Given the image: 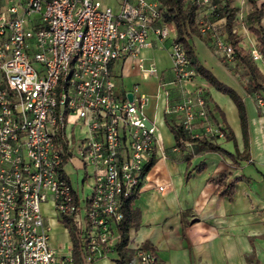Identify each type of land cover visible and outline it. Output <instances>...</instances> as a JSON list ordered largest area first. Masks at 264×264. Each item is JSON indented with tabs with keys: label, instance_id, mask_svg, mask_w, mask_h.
<instances>
[{
	"label": "built area",
	"instance_id": "1",
	"mask_svg": "<svg viewBox=\"0 0 264 264\" xmlns=\"http://www.w3.org/2000/svg\"><path fill=\"white\" fill-rule=\"evenodd\" d=\"M190 1L215 11L213 0ZM217 29L199 26L232 60ZM175 36L158 0H116L114 9L99 0H0V264H94L114 247L123 206L138 192L144 168L155 153L166 154L144 110L147 94L134 84L132 99L120 98L110 67L132 58L142 76H156L139 55L153 37L169 42L174 82L191 81L196 72ZM250 54L260 59L256 48ZM164 113L179 115L187 135L223 136L200 87L166 104ZM68 158L84 170L77 190L64 170ZM45 203L70 220L74 244L51 246ZM129 264L161 263L137 247Z\"/></svg>",
	"mask_w": 264,
	"mask_h": 264
},
{
	"label": "crops",
	"instance_id": "2",
	"mask_svg": "<svg viewBox=\"0 0 264 264\" xmlns=\"http://www.w3.org/2000/svg\"><path fill=\"white\" fill-rule=\"evenodd\" d=\"M233 1L229 0L235 9L233 31L245 38L247 45L240 40L239 44L247 50L250 40H255L246 20L253 7L249 0L242 6ZM223 3V0L215 2L217 10ZM254 4L262 8L260 24L264 29V0H254ZM195 21L198 27L212 23L223 28L224 17L219 18L209 7L202 6L196 11ZM201 37L190 35L187 42L202 66L241 97L246 113V145L237 108L228 95L216 90L198 74L191 81L174 82L169 42L160 45L151 37L150 47L139 54L145 67L156 69V76H142L132 58L117 59L110 67L115 92L120 98L130 93L134 84L147 94L144 110L158 127L166 154L164 157L154 154V163L143 174L131 203L132 208L139 211V223L128 230L125 247L128 264L137 247L153 251L161 264H264V111L256 103L261 98L258 94L248 95L244 90L246 73L240 76L220 61L208 43L213 40L210 34ZM258 62L264 74L261 58ZM238 70L243 71L240 66ZM166 85L168 89H164ZM196 87H200L206 97L213 127H224L225 132L230 130L233 139L226 140L218 134L198 136V141L177 148L168 126L178 125L180 116L167 115L164 108L188 96ZM194 122L198 124L199 119L195 118ZM204 141L219 145L227 153L209 150L202 145ZM220 176H224L226 183L238 178L232 199L218 195ZM69 179L77 190L78 182L73 184ZM41 209L51 226L55 220L48 213L50 204H43ZM64 230L70 240L65 227ZM117 258L113 247L94 264H116Z\"/></svg>",
	"mask_w": 264,
	"mask_h": 264
},
{
	"label": "trees",
	"instance_id": "3",
	"mask_svg": "<svg viewBox=\"0 0 264 264\" xmlns=\"http://www.w3.org/2000/svg\"><path fill=\"white\" fill-rule=\"evenodd\" d=\"M221 0H216V2ZM224 3L219 7L217 16L219 18L224 17L223 32L226 35V39L231 44L233 49L232 61L236 60L244 69L248 76L246 82H244L243 87L248 95L258 94L261 99H264V74L259 69L256 61L251 57L250 51L244 49L239 44V37L235 31H233V23L235 17V9L230 6L229 0H223ZM252 4L253 10L247 17L248 30L253 33L256 41V50L260 54L261 62L264 64V29L260 24V17L262 15V8L255 7L254 0H249ZM161 7L164 10L165 18L173 23L175 29V39L181 42L185 48L188 62L194 68L196 74L204 78L210 85H212L216 90L228 95V97L233 101L237 108L238 118L240 122L242 139L244 145L247 144V123H246V113L244 109V104L241 97L236 93V91L229 87L228 85L219 81L209 70L202 66L198 61L191 45L187 42V38L190 35H195L201 37L199 32V27L195 21L196 11L198 6L195 2L190 0H158ZM225 67L226 63L222 62ZM221 115L222 123L225 124L224 116ZM171 131L175 146L177 148H183L185 143H190L193 141H198V137H193L184 133L179 125L168 126ZM223 137L226 140L233 139V134L229 130L225 132L224 127L220 128ZM202 145L206 146L211 151H219L227 153L222 147L216 144L209 143L207 141L201 142ZM154 163L153 158L144 168L143 174L152 166ZM200 170V166L196 168ZM238 178L230 180L228 183L225 182L224 176L218 178V195L226 196L228 199H232L234 194V185ZM136 194L131 196L123 206V218L117 225V230L119 233V238L114 245V249L118 255L116 259V264H128L126 259L125 247L128 243V230L131 227H135L139 223V211L132 208L131 203ZM61 223L67 229L69 237L74 240V227L68 218H62Z\"/></svg>",
	"mask_w": 264,
	"mask_h": 264
},
{
	"label": "rangeland",
	"instance_id": "4",
	"mask_svg": "<svg viewBox=\"0 0 264 264\" xmlns=\"http://www.w3.org/2000/svg\"><path fill=\"white\" fill-rule=\"evenodd\" d=\"M103 5H105V6H110L112 9H114L115 7H116V0H99ZM213 2H216V0H213ZM234 3H236V4H238V5H240V6H242V4H244L245 3V0H235V1H233ZM207 6V5H206ZM208 7V6H207ZM217 6L215 7V11H213V15H216V10H217ZM217 34L219 35V37L221 38V39H224V40H226V35L224 34V32H223V28L222 27H219L218 29H217ZM209 39V38H208ZM241 39H243L242 37H240L239 36V40H240V42H242L243 44H244V46H246L247 45V43L245 42V38L243 39V40H241ZM254 39V38H253ZM253 39H251L250 40V47L249 48H247V50L248 51H250V49L252 48H255V46H256V42H255V40L253 41ZM208 41V40H207ZM192 42H193V40H192ZM208 43H209V45H210V47H211V49L214 51V53L217 55V57L220 59V61H222V62H224V63H226V65L229 67V69L231 70V71H236V73H238L240 76H242L244 73H245V69L241 66V65H239L238 63L237 64H235V63H233L232 62V60L230 59V60H225L223 57H222V55H221V53L219 52V50L216 48V46H215V43H214V40H212V39H210L209 41H208ZM249 46V45H248ZM258 62V60H256V63ZM260 62V61H259ZM258 62V63H259ZM238 66H240L241 68H242V70L243 71H239L238 70ZM157 80H155V82H156ZM164 87V89H168V86L166 85V86H163ZM118 92V91H117ZM256 103H257V106H258V108L263 112L264 111V99H261V103H259L257 100H256ZM64 169H65V171H66V174L71 178V180H72V183L73 184H75V182L77 183V178H78V180L80 181L81 179H82V177H83V175H84V170L83 169H80V167H79V164H77V162H76V160L75 159H71V160H69V158L68 159H66V161H65V163H64ZM87 182H88V180L86 181V182H84V184H83V186H84V189H85V192L86 193H89V190H90V188H89V186L87 185ZM83 209L81 210V212H79L80 213V215H82L83 216ZM49 214H52V218L55 220V222H56V224H55V222L50 226V244H51V246L54 248V249H58V248H61V247H63V248H65L66 247V245H68L69 244V238H68V236L66 235V233H65V230H64V227L62 226L63 224L61 223V221L59 220L60 218L57 216V215H55L52 211H49L48 212ZM55 224V225H54Z\"/></svg>",
	"mask_w": 264,
	"mask_h": 264
},
{
	"label": "water",
	"instance_id": "5",
	"mask_svg": "<svg viewBox=\"0 0 264 264\" xmlns=\"http://www.w3.org/2000/svg\"><path fill=\"white\" fill-rule=\"evenodd\" d=\"M126 97L128 98V100H131L132 99V93H127Z\"/></svg>",
	"mask_w": 264,
	"mask_h": 264
}]
</instances>
